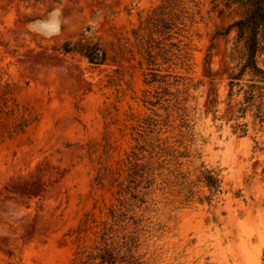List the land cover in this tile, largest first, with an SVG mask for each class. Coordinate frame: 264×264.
Masks as SVG:
<instances>
[{"label": "rangeland", "instance_id": "rangeland-1", "mask_svg": "<svg viewBox=\"0 0 264 264\" xmlns=\"http://www.w3.org/2000/svg\"><path fill=\"white\" fill-rule=\"evenodd\" d=\"M219 1L0 0V264H264V122Z\"/></svg>", "mask_w": 264, "mask_h": 264}, {"label": "trees", "instance_id": "trees-1", "mask_svg": "<svg viewBox=\"0 0 264 264\" xmlns=\"http://www.w3.org/2000/svg\"><path fill=\"white\" fill-rule=\"evenodd\" d=\"M216 6L221 15H236L224 31L217 32L227 35L235 31L233 56L239 63L229 81V96L242 94L239 110L245 114L255 107L256 116L264 122V0H221ZM62 50L79 54L95 66L110 58L99 39L85 36L66 41Z\"/></svg>", "mask_w": 264, "mask_h": 264}]
</instances>
